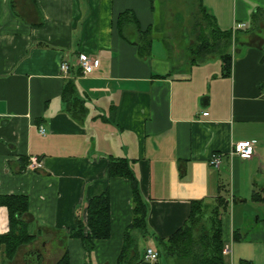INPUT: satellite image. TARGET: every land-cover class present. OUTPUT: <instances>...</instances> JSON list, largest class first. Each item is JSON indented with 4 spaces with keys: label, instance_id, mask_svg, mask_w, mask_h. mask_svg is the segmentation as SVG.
I'll list each match as a JSON object with an SVG mask.
<instances>
[{
    "label": "crops",
    "instance_id": "obj_1",
    "mask_svg": "<svg viewBox=\"0 0 264 264\" xmlns=\"http://www.w3.org/2000/svg\"><path fill=\"white\" fill-rule=\"evenodd\" d=\"M187 1L189 13L167 9L159 20L155 0H0V195L28 198L33 236L11 260L0 252V264H57L65 253L87 264L72 233L105 192L110 236L95 241L90 264H119L134 203L129 179L109 176L111 159L130 164L149 208V232H130L136 247L123 264H167L147 250L184 226L192 202L219 197L229 201L226 262L264 264V0ZM209 17L232 32L229 76L219 53L193 55ZM81 54L100 67L83 75ZM70 81L85 104L81 122L62 100ZM241 141L253 142V158L231 155ZM33 157L41 169L29 167ZM8 231L1 206L0 235Z\"/></svg>",
    "mask_w": 264,
    "mask_h": 264
},
{
    "label": "trees",
    "instance_id": "obj_2",
    "mask_svg": "<svg viewBox=\"0 0 264 264\" xmlns=\"http://www.w3.org/2000/svg\"><path fill=\"white\" fill-rule=\"evenodd\" d=\"M208 18L207 16H205ZM210 32L202 36L200 44L192 48L197 58L206 53H219L226 76L231 74L233 44L232 32H223L216 26V22L209 17ZM203 62L192 61V64ZM62 100L71 117L81 122L86 114L82 98L76 94L75 84L70 81L64 88ZM109 176L125 177L129 179L133 190V222L126 231V245L119 258V264L124 263L126 252L134 246L130 232L138 230L144 235L148 228V205L141 195L138 180L124 159H111L108 168ZM6 207L9 212V231L0 235V252L3 260L15 257L21 246L33 241L28 232V222L25 217L29 212V200L23 195H0V207ZM229 209V201L219 197L214 204L203 201L192 202L191 214L187 222L173 236L166 240H158L159 254L174 257L180 264H228L223 256V230L221 216ZM110 197L107 192L94 197L87 205L86 222L80 220L72 236L79 238L87 252V264L91 262L95 241L107 239L110 236ZM86 227L89 231L86 233ZM57 264H70L69 255L65 253Z\"/></svg>",
    "mask_w": 264,
    "mask_h": 264
},
{
    "label": "built area",
    "instance_id": "obj_3",
    "mask_svg": "<svg viewBox=\"0 0 264 264\" xmlns=\"http://www.w3.org/2000/svg\"><path fill=\"white\" fill-rule=\"evenodd\" d=\"M244 25H238L236 28L240 29L243 28ZM78 65L81 69V72L83 75H90L94 73L99 67H100V61L98 59L89 57L88 55L81 54L78 58ZM69 65L67 62H63L61 65V71L63 74H68L69 73ZM264 92V88H263ZM205 116L208 115V113H204ZM40 133L45 134V130L43 127L40 128ZM232 156H238L241 159H251L255 155V146L253 142L251 141H241L236 143L233 146V151L231 153ZM223 160V155L220 153H215L212 155L209 165L214 168V169H219L221 166ZM43 166L42 162L38 159L33 157L30 160L29 167L33 170H39ZM89 229L86 227V232H88ZM223 253L225 255H229L231 253L230 248L226 246L223 250ZM147 258L150 261L156 262L159 260V253L153 249H148Z\"/></svg>",
    "mask_w": 264,
    "mask_h": 264
},
{
    "label": "rangeland",
    "instance_id": "obj_4",
    "mask_svg": "<svg viewBox=\"0 0 264 264\" xmlns=\"http://www.w3.org/2000/svg\"><path fill=\"white\" fill-rule=\"evenodd\" d=\"M176 1V4L175 5H172L171 2L172 0H155V6L157 8V17L158 19L160 20L161 18L165 19V16L167 15V9H177L180 13H189L190 10H189V7L187 6L188 4V1L187 0H175ZM190 1V0H189ZM171 4V5H170ZM193 5V3H192ZM194 6V5H193ZM263 34H264V29H263ZM180 37L182 35L186 36V32H183V31H180L179 33ZM185 42L187 41H167V43L169 45H180L182 46ZM179 63V61H178ZM87 233V232H86ZM162 259H164L163 261H167V264H174V262L176 264H180V262H178V260L174 257H171V256H163ZM173 261V262H172Z\"/></svg>",
    "mask_w": 264,
    "mask_h": 264
}]
</instances>
